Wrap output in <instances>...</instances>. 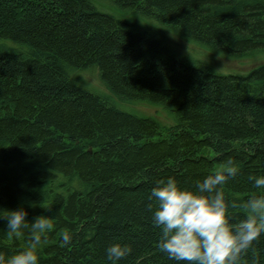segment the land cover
<instances>
[{"label": "trees", "instance_id": "1", "mask_svg": "<svg viewBox=\"0 0 264 264\" xmlns=\"http://www.w3.org/2000/svg\"><path fill=\"white\" fill-rule=\"evenodd\" d=\"M129 15L215 51L264 52V0H0L5 255L28 242V230L9 235L2 216L23 207L29 225L41 214L52 223L40 264H187L158 247L155 182L174 176L194 186L231 158L239 171L222 186L226 197L242 204L257 191L249 176L264 173V63L246 74L215 72ZM88 68L113 96L74 81ZM118 101L161 107L172 122ZM231 211L233 223L245 213ZM114 241L132 252L109 260ZM237 264H264V233Z\"/></svg>", "mask_w": 264, "mask_h": 264}, {"label": "clouds", "instance_id": "2", "mask_svg": "<svg viewBox=\"0 0 264 264\" xmlns=\"http://www.w3.org/2000/svg\"><path fill=\"white\" fill-rule=\"evenodd\" d=\"M237 164L230 158L197 179L194 186L182 185L176 177L168 176L155 182L149 196L155 202L153 222L160 228L158 247L169 258L187 264H237L249 245L264 233V173L251 174L256 192L242 204L229 200L223 191L231 177L237 175ZM243 207V218L233 223V208ZM9 235H20L28 230V242L10 255L0 252V264H40L39 246L52 227L49 215H39L29 225L23 207L10 209L6 215ZM67 244L72 237L68 231L61 233ZM132 248L114 241L106 248L109 260H120Z\"/></svg>", "mask_w": 264, "mask_h": 264}, {"label": "rangeland", "instance_id": "3", "mask_svg": "<svg viewBox=\"0 0 264 264\" xmlns=\"http://www.w3.org/2000/svg\"><path fill=\"white\" fill-rule=\"evenodd\" d=\"M109 12L119 17L125 14L113 5L109 7ZM129 17V19L134 23L137 22L143 25L147 24V26L156 28L163 34L165 33L173 42L174 45H171L174 49L179 51L182 55L188 56L189 58H191V60L200 63L201 65L211 67L215 72L223 74H246L252 68L264 63V52L256 51L254 53L241 56L238 54L235 55L215 51L194 40L189 41L183 39L172 31H165L166 29H169L159 24H153L147 20L140 18L139 16L129 15ZM97 71L98 73L92 68L84 69L82 71L78 70L73 74L74 81L78 85L83 86L96 93L109 94L113 96V94L104 86L100 78L98 69ZM118 105L126 111L157 116L160 120L169 124L172 122L167 111L155 105H150L147 103H124L119 101Z\"/></svg>", "mask_w": 264, "mask_h": 264}]
</instances>
